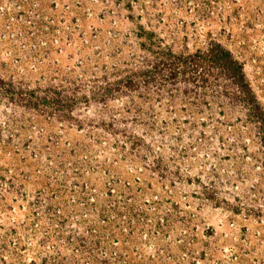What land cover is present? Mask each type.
I'll use <instances>...</instances> for the list:
<instances>
[{"label": "rangeland", "instance_id": "374dc122", "mask_svg": "<svg viewBox=\"0 0 264 264\" xmlns=\"http://www.w3.org/2000/svg\"><path fill=\"white\" fill-rule=\"evenodd\" d=\"M211 41L264 113V0H0V264H264L263 125L144 80Z\"/></svg>", "mask_w": 264, "mask_h": 264}, {"label": "trees", "instance_id": "16d2710c", "mask_svg": "<svg viewBox=\"0 0 264 264\" xmlns=\"http://www.w3.org/2000/svg\"><path fill=\"white\" fill-rule=\"evenodd\" d=\"M182 58L181 61L180 56L169 55L165 61L167 65L159 62L154 64L152 69L148 71L149 74H145V83L151 84L157 79L164 82L177 81L184 77V80L193 84L196 89L204 90L212 87L214 83L220 85L219 79H227L238 90L235 98L242 100L247 111H250L246 114L250 123H254L255 127L260 123L264 127L262 107L251 94L250 86L243 72V66L230 50L221 43L211 41L206 51L199 50L195 54L185 55ZM160 75H162V78ZM250 105L251 107H249ZM258 128L261 129L260 126ZM259 135L264 148V130H259Z\"/></svg>", "mask_w": 264, "mask_h": 264}]
</instances>
